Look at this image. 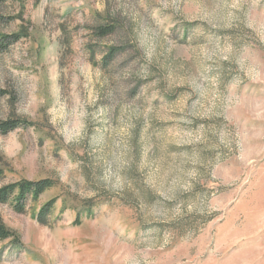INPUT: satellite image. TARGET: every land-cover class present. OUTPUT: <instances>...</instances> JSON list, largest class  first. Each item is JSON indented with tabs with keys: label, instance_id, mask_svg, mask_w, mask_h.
I'll use <instances>...</instances> for the list:
<instances>
[{
	"label": "rangeland",
	"instance_id": "obj_1",
	"mask_svg": "<svg viewBox=\"0 0 264 264\" xmlns=\"http://www.w3.org/2000/svg\"><path fill=\"white\" fill-rule=\"evenodd\" d=\"M19 33L0 121L32 126L0 135V188L55 186L0 204V264H264V0L0 3Z\"/></svg>",
	"mask_w": 264,
	"mask_h": 264
},
{
	"label": "trees",
	"instance_id": "obj_2",
	"mask_svg": "<svg viewBox=\"0 0 264 264\" xmlns=\"http://www.w3.org/2000/svg\"><path fill=\"white\" fill-rule=\"evenodd\" d=\"M8 0H0V3L6 2ZM116 26L109 25L101 27L98 30V36L101 38L107 37L114 33ZM23 34H12L9 36L1 37L0 50L7 49L10 45H13L23 39ZM117 54L114 49L109 52L107 59H113ZM4 91H0V97L5 96ZM32 123L27 120L21 119H10L6 121H0V135H7L21 127L29 128ZM55 182L51 179H42L38 181L31 180H20L11 184H8L0 188V204L11 203L14 210L17 213L23 214L26 212V208L29 202H37L47 191L54 188ZM56 200H51L45 204L37 215V221L41 225L49 224V217L54 210ZM18 238L16 233L12 232L6 225L0 222V243L9 239Z\"/></svg>",
	"mask_w": 264,
	"mask_h": 264
}]
</instances>
